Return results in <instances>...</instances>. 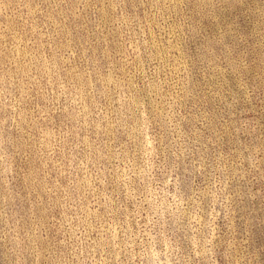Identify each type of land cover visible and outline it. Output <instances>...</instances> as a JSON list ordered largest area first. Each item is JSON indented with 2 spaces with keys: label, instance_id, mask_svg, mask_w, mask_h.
<instances>
[{
  "label": "rangeland",
  "instance_id": "374dc122",
  "mask_svg": "<svg viewBox=\"0 0 264 264\" xmlns=\"http://www.w3.org/2000/svg\"><path fill=\"white\" fill-rule=\"evenodd\" d=\"M0 264H264V0H0Z\"/></svg>",
  "mask_w": 264,
  "mask_h": 264
}]
</instances>
